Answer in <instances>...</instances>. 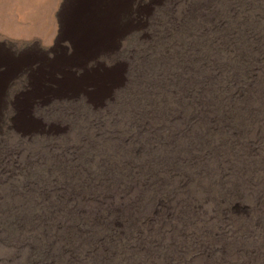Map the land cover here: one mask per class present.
Wrapping results in <instances>:
<instances>
[{
	"label": "rangeland",
	"instance_id": "obj_1",
	"mask_svg": "<svg viewBox=\"0 0 264 264\" xmlns=\"http://www.w3.org/2000/svg\"><path fill=\"white\" fill-rule=\"evenodd\" d=\"M61 14L0 60V264H264V0Z\"/></svg>",
	"mask_w": 264,
	"mask_h": 264
},
{
	"label": "bare ground",
	"instance_id": "obj_2",
	"mask_svg": "<svg viewBox=\"0 0 264 264\" xmlns=\"http://www.w3.org/2000/svg\"><path fill=\"white\" fill-rule=\"evenodd\" d=\"M67 1L0 0V60L12 57L18 59L25 53L29 58L35 59L38 58L36 54L41 53L42 50L47 53L49 48L44 49L43 46L48 47L52 44L50 42H55V45L56 42H59L56 39L57 27L60 26L59 32L62 29L65 30L66 25L62 20L61 11ZM144 5L148 6V3ZM15 44L19 46V49L14 48ZM23 45L26 46L23 47ZM10 64L6 62L2 68L0 67L1 70L12 66ZM36 64L39 66L38 63Z\"/></svg>",
	"mask_w": 264,
	"mask_h": 264
}]
</instances>
